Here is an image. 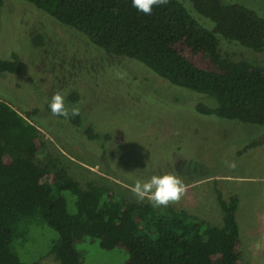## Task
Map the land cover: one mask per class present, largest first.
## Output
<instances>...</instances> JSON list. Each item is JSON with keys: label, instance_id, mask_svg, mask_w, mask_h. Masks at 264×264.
<instances>
[{"label": "rangeland", "instance_id": "rangeland-1", "mask_svg": "<svg viewBox=\"0 0 264 264\" xmlns=\"http://www.w3.org/2000/svg\"><path fill=\"white\" fill-rule=\"evenodd\" d=\"M182 1L202 24L213 28L189 0ZM224 2L264 15V0ZM218 37L224 57L264 66V51ZM14 53L22 58L23 71L0 74V97L38 127L44 145L35 161L50 155L83 188L107 187L137 202H148L130 190L137 180L178 175L187 191L179 203L169 205L212 225L223 224L216 189L225 198L237 194L244 262L264 264V143L257 145L263 125L200 112L199 103H213L208 96L173 85L137 60L109 54L25 0H5L0 11V57ZM57 92L67 107L80 108L82 125L45 113L44 102ZM35 108L41 111L27 114ZM91 128L99 138L87 134ZM225 161H234L236 167ZM70 207L74 210L73 203ZM57 236L44 223H33L26 238L14 244L25 262L56 264L49 250ZM77 247L84 264H122L126 257L88 238Z\"/></svg>", "mask_w": 264, "mask_h": 264}, {"label": "trees", "instance_id": "trees-1", "mask_svg": "<svg viewBox=\"0 0 264 264\" xmlns=\"http://www.w3.org/2000/svg\"><path fill=\"white\" fill-rule=\"evenodd\" d=\"M25 1L109 54L137 60L173 85L208 96L213 103H199L200 112L264 126V66L224 57L218 37L264 51V15L256 10L224 0H189L199 16L213 22L208 28L182 0H168L151 15L134 8L132 0ZM22 71L18 53L0 57V74ZM50 102L43 105L48 114ZM67 120L83 123L81 114ZM87 134L100 136L92 128ZM263 143L264 134L257 145ZM43 145L38 127L0 97V264H37L23 261L14 244L33 223L57 232L49 250L56 264H84L77 246L87 238L104 250L122 251V264H245L237 194L225 198L216 189L223 224L212 225L174 205L160 209L107 187L83 188L52 156L35 161Z\"/></svg>", "mask_w": 264, "mask_h": 264}, {"label": "clouds", "instance_id": "clouds-1", "mask_svg": "<svg viewBox=\"0 0 264 264\" xmlns=\"http://www.w3.org/2000/svg\"><path fill=\"white\" fill-rule=\"evenodd\" d=\"M167 3L168 0H132V6L146 15H151L154 7ZM49 108L53 116L63 117L65 120L80 114L79 107L66 106L65 98L59 92L52 96ZM225 163L230 168L236 167L234 161H225ZM130 190L140 201L146 199L155 207H166L169 204L179 203L186 194L187 188L178 175L165 173L163 175L153 174L146 180H137Z\"/></svg>", "mask_w": 264, "mask_h": 264}]
</instances>
